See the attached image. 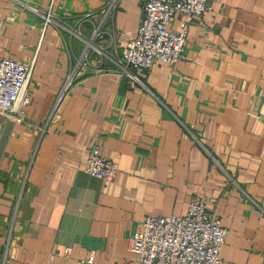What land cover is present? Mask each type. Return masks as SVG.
<instances>
[{"label":"crops","instance_id":"1","mask_svg":"<svg viewBox=\"0 0 264 264\" xmlns=\"http://www.w3.org/2000/svg\"><path fill=\"white\" fill-rule=\"evenodd\" d=\"M141 17L137 0H0V59L32 64L22 121L0 120V264H136L143 220L196 199L228 232L220 264H264V0H210L182 59L132 86L115 63ZM94 151L112 182L85 174Z\"/></svg>","mask_w":264,"mask_h":264},{"label":"built area","instance_id":"2","mask_svg":"<svg viewBox=\"0 0 264 264\" xmlns=\"http://www.w3.org/2000/svg\"><path fill=\"white\" fill-rule=\"evenodd\" d=\"M142 17L136 36L124 47L116 65L132 86L141 85L140 77L158 62L174 65L183 57L190 19L201 16L210 0H137ZM179 30L171 29L176 17ZM44 23L51 21L47 13ZM97 36V31H94ZM82 40V38L79 37ZM32 64L0 59V120L21 122L30 104L28 85ZM84 172L105 183L114 180L116 165L96 151L90 153ZM141 230L129 240V252L136 264H220V252L228 235L218 218L210 215L201 200H192L184 216H148ZM71 248L64 250L70 258ZM75 264H94L89 256Z\"/></svg>","mask_w":264,"mask_h":264},{"label":"rangeland","instance_id":"3","mask_svg":"<svg viewBox=\"0 0 264 264\" xmlns=\"http://www.w3.org/2000/svg\"><path fill=\"white\" fill-rule=\"evenodd\" d=\"M85 32H87V28H86V26H83V25H82L81 28H80V33L84 34ZM73 34H74V33H73ZM75 34H76V33H75ZM77 36H78V35H77ZM81 36H82V35H81ZM81 36H78V37H80V38H82V39L85 38V37H83V36L81 37ZM74 37H75V36H74ZM74 37H73V40H74V41H77L76 37H75V38H74ZM86 39H88V38H85L84 40H86ZM80 53H81V55H82V52H80ZM84 55H85V53L83 54V56H84Z\"/></svg>","mask_w":264,"mask_h":264}]
</instances>
